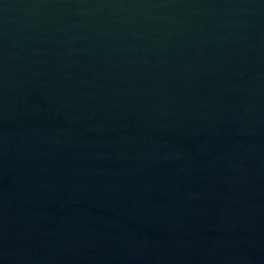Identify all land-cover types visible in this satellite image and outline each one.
<instances>
[{
    "label": "water",
    "instance_id": "1",
    "mask_svg": "<svg viewBox=\"0 0 264 264\" xmlns=\"http://www.w3.org/2000/svg\"><path fill=\"white\" fill-rule=\"evenodd\" d=\"M0 264H264V0H0Z\"/></svg>",
    "mask_w": 264,
    "mask_h": 264
}]
</instances>
